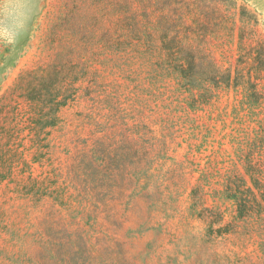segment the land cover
<instances>
[{
	"label": "rangeland",
	"instance_id": "rangeland-1",
	"mask_svg": "<svg viewBox=\"0 0 264 264\" xmlns=\"http://www.w3.org/2000/svg\"><path fill=\"white\" fill-rule=\"evenodd\" d=\"M258 53L264 0H0V264H264Z\"/></svg>",
	"mask_w": 264,
	"mask_h": 264
},
{
	"label": "trees",
	"instance_id": "trees-1",
	"mask_svg": "<svg viewBox=\"0 0 264 264\" xmlns=\"http://www.w3.org/2000/svg\"><path fill=\"white\" fill-rule=\"evenodd\" d=\"M261 58H262L261 53H258L255 56V65H256L255 68L257 69V66H258V70L259 69L260 70L259 71L257 70V71L259 73H261V72L264 73V60ZM181 69H182L181 70L182 72L185 71L183 65H182ZM259 73H258V75H260ZM236 80H237V76L234 77L231 74H227V75L213 74V78L211 81L213 82L214 87H216L218 89L222 88V86H224L228 89H236L238 92L240 91V93H242L244 95V99H245V101H243L242 107H243V109H248L251 112L252 121L253 122L255 121V123H256V120H257L258 116L260 115L259 113L261 112V111H258V109L259 110L263 109L262 106L264 105V93L257 89V86H258L257 84L253 83L252 86L255 85L253 87H250L249 84L239 85L236 82ZM239 111H240V109H239ZM255 111H256V113H255ZM257 122L261 123L259 119L257 120ZM248 137H250V136H247V138ZM248 140H245L243 138L242 141L244 143H248L249 146L253 147L254 148L253 151L256 150L255 148H259L260 151L264 150V149H261V144L264 145V134H263V132L261 133L260 131H257L256 135L254 136L252 141H248ZM261 152H263V151H261Z\"/></svg>",
	"mask_w": 264,
	"mask_h": 264
}]
</instances>
